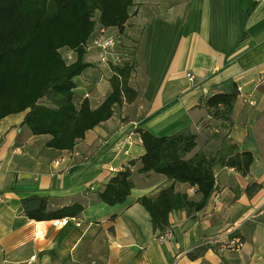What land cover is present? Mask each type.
Masks as SVG:
<instances>
[{
	"label": "crops",
	"instance_id": "crops-1",
	"mask_svg": "<svg viewBox=\"0 0 264 264\" xmlns=\"http://www.w3.org/2000/svg\"><path fill=\"white\" fill-rule=\"evenodd\" d=\"M98 29L87 40L90 66L74 78L76 100L86 98L91 108L102 102L117 55L134 61L129 84L137 96L114 104L112 115L71 149L47 146L48 134L33 135L21 124L26 110L0 119V264H170L176 256L178 264H264V0H133L122 31L108 27L99 34L120 40L107 63L99 59ZM74 58L70 51L65 59ZM234 85L241 91L228 125L206 114L201 102ZM185 126L198 133L186 157L215 151L226 136L253 160L246 176L215 164L204 207L170 211L161 231L137 198L156 196L171 180L135 171L144 148L134 128L168 135ZM132 159L126 199L113 205L96 200L112 175L105 164L121 169ZM190 187L177 184L186 192ZM31 194L47 195L50 210L71 203L83 210L30 219L21 198ZM239 221L241 247H224L234 234L231 224Z\"/></svg>",
	"mask_w": 264,
	"mask_h": 264
},
{
	"label": "trees",
	"instance_id": "trees-1",
	"mask_svg": "<svg viewBox=\"0 0 264 264\" xmlns=\"http://www.w3.org/2000/svg\"><path fill=\"white\" fill-rule=\"evenodd\" d=\"M133 0H0V119L25 111L21 124L33 135L48 134L46 145L71 149L85 132L108 119L114 104L131 102L137 91L129 84L133 60L109 63L110 91L95 108L88 100H76L74 78L88 66L85 61L87 40L98 26L122 31L129 18ZM68 48L75 58L67 62L60 49ZM238 95L237 86L207 96L201 106L213 119L230 125L231 111ZM144 148L136 160L139 173L164 175L171 183L156 196L141 195L137 201L146 209L155 229L165 230L168 213L185 209L198 211L211 195L215 176L213 166H228L241 175L249 173L253 160L250 151H236L237 144L226 136L213 152L186 155L197 143L198 133L189 126L168 135H156L136 127ZM132 159L128 164L134 165ZM133 170L126 166L109 176L95 199L113 205L123 202L130 193ZM194 187L198 199L189 197L177 184ZM258 186L249 185L246 189ZM47 195L31 194L21 198L23 213L30 219L49 220L77 216L83 206L71 203L48 209Z\"/></svg>",
	"mask_w": 264,
	"mask_h": 264
},
{
	"label": "built area",
	"instance_id": "built-area-1",
	"mask_svg": "<svg viewBox=\"0 0 264 264\" xmlns=\"http://www.w3.org/2000/svg\"><path fill=\"white\" fill-rule=\"evenodd\" d=\"M104 31H105L104 27H100L98 29V38L95 39V43L99 44V46L101 48L100 57H99L100 61L107 63L108 62L107 53L111 52L114 47L119 45L120 40L116 36H110L107 39L102 40L100 35H102V33ZM122 62H123L122 58L119 55H117L115 58L110 60V63H113V64H119V63H122ZM187 76H188V78L190 80L193 79V76H192V74L190 72L187 73ZM237 89H238V93H239L241 91L240 86H238ZM248 103L252 104L253 101L252 100H248ZM127 132H128V134H127L125 139L127 141H130V138H131L133 133H132L131 130L127 131ZM119 149H120V146L118 147V150ZM126 166H129V168L131 169V166L129 164H127ZM104 168L107 170V172L109 174H113V173H115L116 171L119 170V169H117L116 167H114L113 165H110V164H105ZM193 192H195V189H194V187L191 186L188 189L187 193L188 194H192ZM214 197H216V195H214ZM240 223L241 222L239 221V222H234V223L231 224L230 232L234 233V234H233V236L230 239L227 240V242H225L224 247H229V248H232V249H239L241 247L242 239H241V236L238 234V228H239ZM177 257L178 256H176V258L170 264H178L177 261H176Z\"/></svg>",
	"mask_w": 264,
	"mask_h": 264
},
{
	"label": "rangeland",
	"instance_id": "rangeland-1",
	"mask_svg": "<svg viewBox=\"0 0 264 264\" xmlns=\"http://www.w3.org/2000/svg\"><path fill=\"white\" fill-rule=\"evenodd\" d=\"M60 52H61V54H62V56H63L64 58H67L68 55L70 54V50H69L68 48L60 49Z\"/></svg>",
	"mask_w": 264,
	"mask_h": 264
}]
</instances>
